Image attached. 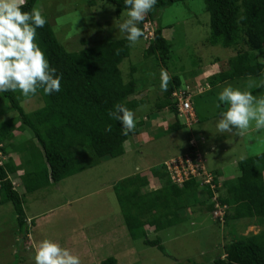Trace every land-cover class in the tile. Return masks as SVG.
<instances>
[{
  "label": "trees",
  "instance_id": "1",
  "mask_svg": "<svg viewBox=\"0 0 264 264\" xmlns=\"http://www.w3.org/2000/svg\"><path fill=\"white\" fill-rule=\"evenodd\" d=\"M36 1L25 0L22 10L35 9ZM105 1L114 6L116 15L126 10L123 0ZM184 1L158 0L139 27L142 30L145 22L150 25L155 23L153 18L157 9ZM203 2L209 14L206 43L228 48L232 55L227 58L224 69L221 66L220 70L215 69L206 75L203 82L205 90L198 86L189 89V94L191 97H201L203 92L212 94V88L218 84L244 78L258 79L259 84L249 92H260L264 89V0ZM155 24L150 29L153 31L151 38H140L146 43L143 55L154 56L165 65L170 44L162 33L163 27L157 22ZM37 36L50 66L61 76L60 91L44 95L42 89L38 90L35 95L40 96L43 104L31 112L24 111L21 101L35 95L24 97L19 91L0 93V103L6 102L7 110L14 113L13 117L0 118V159L1 156H7L5 161L0 162V206L11 205L17 231L23 234V238L28 235L30 227L24 213L25 197L49 183H59L87 166H94L101 160L121 156L125 151V142L133 135H142L139 127L143 121H136L134 129L125 134L121 123L111 117L109 112L114 111L118 104L135 112L138 106L148 100L134 96L137 88L132 76L133 69L126 78L119 69V64L129 54V42L126 39L115 38L68 52L55 38L48 21L43 28L37 29ZM150 85L156 86L152 96L154 102L143 118H149L163 109L168 110L173 118L161 135L181 128L187 129L188 149L179 156H201L198 142L203 137H195L192 128L207 118L199 115L196 103H191L194 121L188 125L182 123L171 97L173 91L184 90L188 85L182 87L177 75L170 77L165 92L160 91L159 77L157 82ZM197 90L200 91L197 93ZM26 132L31 134L30 138ZM235 132L237 130H233ZM159 134L155 132L153 136ZM22 137L24 140L16 142ZM192 139L195 144H192L193 141L190 143ZM12 154L17 158L13 159ZM203 166L208 170L204 163ZM236 166L239 174L232 180L223 178L217 169L208 170L215 190L222 189L213 200L210 198L212 193L209 184L199 190V181L190 177L177 186L171 182L168 174L161 172L162 164L150 169L151 175L160 184L155 189L145 187L148 184L145 176L132 174L120 179L113 186V191L122 206V225L131 239H141L144 245L164 253L159 236L149 238L146 227L160 231L176 225L184 220L182 211L190 207H204L211 214L214 203L218 202L224 206L223 224L228 226L231 238L224 243L222 253L209 264H264V152L242 158ZM12 177L19 180L18 188ZM233 221L239 223L235 222L231 226ZM29 223L31 225L33 219ZM248 226H257L259 229L256 233L249 231L243 234ZM116 263L112 256L99 262Z\"/></svg>",
  "mask_w": 264,
  "mask_h": 264
},
{
  "label": "rangeland",
  "instance_id": "2",
  "mask_svg": "<svg viewBox=\"0 0 264 264\" xmlns=\"http://www.w3.org/2000/svg\"><path fill=\"white\" fill-rule=\"evenodd\" d=\"M35 9L41 11L55 38L68 52L115 38L124 39L118 24L126 18V10L116 15L114 6L105 0H37ZM153 20L163 27L162 33L170 44L167 63L163 65L154 56L143 55L146 43L139 39L129 45L128 56L119 64L124 78L130 76L129 72L133 69L137 88L134 96L148 99L135 109V122L144 121L142 115L154 102L152 96L156 86L150 84L157 82L161 69L166 70L170 77L177 75L183 87L188 85V89H194L199 86L205 90L203 82L206 75L215 69L220 70L221 66L224 69L227 58L232 55L228 48L206 43L209 14L203 0H186L161 7L154 12ZM155 23L148 25L149 28L153 29ZM229 84L242 91H250L259 82L256 78L232 79L212 88V94L203 92L201 97L195 95L190 100L197 104L199 115L207 118L192 128L195 137H203L198 142L203 163L208 170L217 169L223 178L232 180L239 174L238 160L264 152V129L257 130L255 121H251L242 135L238 132H216L217 113L226 108L225 105L217 108V93ZM252 95L264 98V89ZM42 104L39 95L21 101L25 112L34 111ZM153 114L148 119L146 117L148 123L145 125L143 122L145 127H139V132L147 133L149 139L133 135L125 142V151L121 156L101 160L59 183H49L27 195L24 213L29 217L26 221L30 227L25 238L17 231L11 205H1L0 264H34V247L45 238L57 241L78 255L81 264H99L109 256L116 259V264H209L222 253L224 243L231 238L229 228L222 221L217 223L204 207L188 208L191 213L185 210L182 222L160 231L146 227L149 238L159 236L164 253L144 245L141 239H131L122 225V206L116 199L113 186L132 174L145 176L148 179L145 187L148 189L158 186L157 178L151 175L150 169L163 162L169 163L188 149V130L181 128L161 135L173 115L166 109ZM13 115L7 110L6 102L0 103L1 119ZM151 130L158 131V134L161 132L159 136H153L152 132L149 133ZM26 136L30 138L31 134ZM21 140L24 138L16 142ZM190 143L195 144L193 139ZM11 156L17 158L15 154ZM6 157L1 156L0 162ZM11 179L18 188L19 180L16 177ZM220 189L216 190L213 198ZM31 219L33 223L30 225ZM235 222L239 223L233 221L231 226ZM258 229L249 226L243 234L249 231L256 233Z\"/></svg>",
  "mask_w": 264,
  "mask_h": 264
},
{
  "label": "clouds",
  "instance_id": "3",
  "mask_svg": "<svg viewBox=\"0 0 264 264\" xmlns=\"http://www.w3.org/2000/svg\"><path fill=\"white\" fill-rule=\"evenodd\" d=\"M157 2L158 0H123L126 18L118 24V30L130 46L143 36L139 25ZM24 3L25 0H0V93L19 91L22 96L30 97L41 89L44 95L59 92L61 76L54 67L50 66L46 52L41 47L37 36V29L43 28L47 21L38 9L23 11ZM151 33L153 35L152 30ZM159 79L160 91H167L170 76L166 70L161 69ZM217 101V108H220L221 105L226 106L225 110L217 113L215 122L217 133H232L233 130H237L238 134L242 135L250 127L251 121H255L257 130L264 129V98L258 99L249 91H242L229 84L217 93ZM109 115L121 123L125 134L134 129L135 114L133 110L118 104L114 111L109 112ZM185 155L188 154L183 156ZM183 156L178 155L174 159ZM199 157L209 181L203 182L207 175L192 178L199 181V189L204 188L205 184H209L212 193L210 198L216 199L213 198L216 194L215 184L211 183L210 172L204 168L203 159L201 156ZM165 163H161L163 165L161 171L163 174H168L171 180ZM171 182L177 186H181L183 183L172 180ZM159 185L158 182L156 188ZM217 185L220 186L219 183ZM153 189H155L154 186ZM186 210L191 213L188 208ZM218 212L222 214L215 215ZM181 215L184 216V210ZM210 215L217 223L223 222L224 206L215 202ZM33 259L34 264H81L78 255L73 254L57 241L47 238L40 240L35 245Z\"/></svg>",
  "mask_w": 264,
  "mask_h": 264
},
{
  "label": "built area",
  "instance_id": "4",
  "mask_svg": "<svg viewBox=\"0 0 264 264\" xmlns=\"http://www.w3.org/2000/svg\"><path fill=\"white\" fill-rule=\"evenodd\" d=\"M150 23H144L143 25V37L151 38L152 33L149 28ZM189 89L187 87L184 90L173 91L171 93V97H173L176 108L177 115L181 118L186 125L190 124L194 121V114L191 106V95L189 94ZM200 90H197V93ZM166 169L171 177L173 182L181 183L189 177H199L201 175H207L202 168V164L200 161V157L198 154H195V157H190L189 155H185L183 157H179L177 159L171 160L169 163H165ZM209 181L208 175L203 180L204 183ZM222 213L218 212L215 215H221Z\"/></svg>",
  "mask_w": 264,
  "mask_h": 264
},
{
  "label": "crops",
  "instance_id": "5",
  "mask_svg": "<svg viewBox=\"0 0 264 264\" xmlns=\"http://www.w3.org/2000/svg\"><path fill=\"white\" fill-rule=\"evenodd\" d=\"M142 116H144V114H143ZM134 117H135V116H134ZM137 117H138V116H137ZM142 119L144 120L143 122H145V125H147L148 121L145 120L146 118H143V117H142ZM147 119H148V118H147ZM149 124H150V123H149ZM145 125L142 123V126H143V127H145ZM152 131H153V130L149 131V133L152 132ZM155 132L158 133V131H154V132H152V135H154ZM159 132H161V131H159ZM142 135H143L144 137H146L147 139H149V135H148L147 133H146V134H145V133H142ZM154 188H156V186H154ZM25 217H26V216H25ZM26 218H29V217H26Z\"/></svg>",
  "mask_w": 264,
  "mask_h": 264
}]
</instances>
